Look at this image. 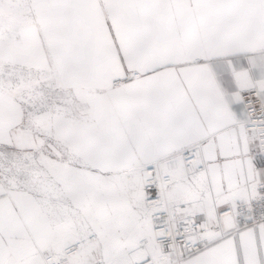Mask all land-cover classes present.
Returning <instances> with one entry per match:
<instances>
[{"label":"snow or ice","instance_id":"1","mask_svg":"<svg viewBox=\"0 0 264 264\" xmlns=\"http://www.w3.org/2000/svg\"><path fill=\"white\" fill-rule=\"evenodd\" d=\"M0 264H264V0H0Z\"/></svg>","mask_w":264,"mask_h":264}]
</instances>
